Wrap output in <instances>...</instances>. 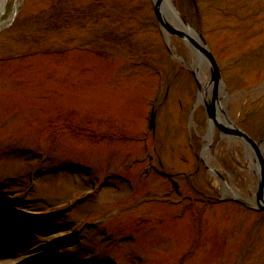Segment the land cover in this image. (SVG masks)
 I'll list each match as a JSON object with an SVG mask.
<instances>
[{
	"label": "rangeland",
	"instance_id": "rangeland-1",
	"mask_svg": "<svg viewBox=\"0 0 264 264\" xmlns=\"http://www.w3.org/2000/svg\"><path fill=\"white\" fill-rule=\"evenodd\" d=\"M174 2L218 62L229 120L264 139V0ZM14 7L0 27V264H264V212L209 199L214 164L254 193L243 143L215 129L207 162L195 58L174 37L169 53L151 0H7L0 18Z\"/></svg>",
	"mask_w": 264,
	"mask_h": 264
},
{
	"label": "water",
	"instance_id": "water-1",
	"mask_svg": "<svg viewBox=\"0 0 264 264\" xmlns=\"http://www.w3.org/2000/svg\"><path fill=\"white\" fill-rule=\"evenodd\" d=\"M164 0H154V10H155V14L159 20V23L164 26L168 31H170L171 33L181 37V38H185L187 39L194 47L195 49L201 54V56L206 60V62L208 63L209 66V70H210V79L207 83L206 86L202 87L200 85V83L197 81V89L199 91V93H203V95L207 94V88L208 86L212 85V90H211V99L210 101H208L206 98H204V105H205V109L207 111V114L210 118H213L214 122L218 125V127L225 132L228 133H236V134H240L242 136H244L248 141H250V144H252L254 147H256L255 143L252 142L245 134H243L240 130L235 129L233 127L231 128H225L224 126H222L221 124H219L218 122H216L215 118H214V114H215V109H216V104L220 107V103L218 100V88L219 85L221 84V78H220V74H219V69L217 67L216 61L213 57V55L211 54V52L208 50L205 42L203 41L202 37L199 35L200 40L202 41V44H200L199 42H197L195 39H193L191 36H189L188 34H186L183 31H180L174 27H172L171 25H169L163 18V15L161 13V3ZM221 109V107H220ZM222 110V109H221ZM258 158H259V163L261 166V181H260V190L258 193V198H261V193H262V186H263V178H264V170H263V164H262V158L260 156V154L258 153ZM264 209V206L262 207Z\"/></svg>",
	"mask_w": 264,
	"mask_h": 264
},
{
	"label": "bare ground",
	"instance_id": "bare-ground-1",
	"mask_svg": "<svg viewBox=\"0 0 264 264\" xmlns=\"http://www.w3.org/2000/svg\"><path fill=\"white\" fill-rule=\"evenodd\" d=\"M5 1L6 0H0V13L2 11V6L5 4ZM16 6H17V3L15 4V7ZM163 8H164L163 11H164L165 16H168L169 13L171 14V11L168 9V6H167L166 3H164ZM8 20H10V19H8ZM8 20H5L4 21V20H1L0 19V27L4 23H6ZM187 31L191 35L194 34L190 29H188ZM190 50H191L190 51V55H191L192 58H195L199 54V53L194 52V48L193 49L190 48ZM206 65H207L206 62L204 60H202V59H200L199 61L196 60V59H192L191 60V63H189V66L195 72V74H196V76H197V78H198V80H199V82H200V84L202 86H204L206 84V81L208 80V71H207ZM219 94L221 95V92H219ZM201 96H203V93H202ZM219 120L220 121H224V119H222V117H219ZM211 123H212V121H211ZM212 129H213V127H212V125H210L209 131H208V133L205 136V138H207V140H209V136H210V134H212ZM205 146H206V144H205ZM244 147H245L244 148L245 149V154L247 155V157H248V159L250 161V164H249L250 165V168L252 167V170L255 173V171L257 172L258 169L255 170L256 169V165H255L256 163L253 160L252 152L250 151V148L248 146L244 145ZM203 155L207 159V162H209V159H210L209 158V152L206 150V148L204 149ZM214 165H211L210 166L212 170H214V167H215ZM222 195H225V196H238V197H240V194L236 191V189L233 188V187H229L226 183H223L222 184ZM8 229H9L8 227L0 226V232L2 230L8 231Z\"/></svg>",
	"mask_w": 264,
	"mask_h": 264
}]
</instances>
